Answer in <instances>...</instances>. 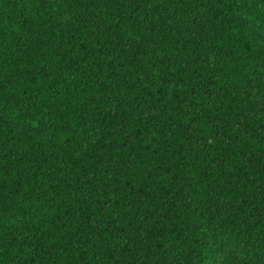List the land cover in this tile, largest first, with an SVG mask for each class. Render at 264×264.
Returning a JSON list of instances; mask_svg holds the SVG:
<instances>
[{"label":"trees","instance_id":"1","mask_svg":"<svg viewBox=\"0 0 264 264\" xmlns=\"http://www.w3.org/2000/svg\"><path fill=\"white\" fill-rule=\"evenodd\" d=\"M264 264V0H0V264Z\"/></svg>","mask_w":264,"mask_h":264},{"label":"rangeland","instance_id":"2","mask_svg":"<svg viewBox=\"0 0 264 264\" xmlns=\"http://www.w3.org/2000/svg\"><path fill=\"white\" fill-rule=\"evenodd\" d=\"M256 261H247V260H243L240 264H256Z\"/></svg>","mask_w":264,"mask_h":264}]
</instances>
